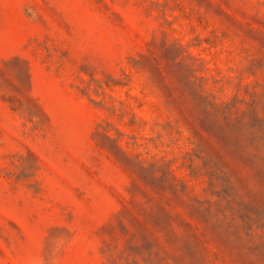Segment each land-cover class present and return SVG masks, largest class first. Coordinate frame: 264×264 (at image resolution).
Segmentation results:
<instances>
[{
    "label": "rangeland",
    "instance_id": "obj_1",
    "mask_svg": "<svg viewBox=\"0 0 264 264\" xmlns=\"http://www.w3.org/2000/svg\"><path fill=\"white\" fill-rule=\"evenodd\" d=\"M0 264H264V0H0Z\"/></svg>",
    "mask_w": 264,
    "mask_h": 264
}]
</instances>
